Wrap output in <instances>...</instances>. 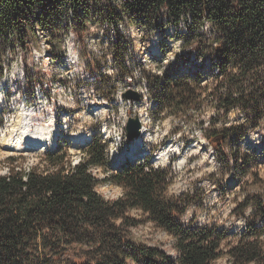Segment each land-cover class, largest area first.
I'll list each match as a JSON object with an SVG mask.
<instances>
[{
  "label": "trees",
  "instance_id": "trees-1",
  "mask_svg": "<svg viewBox=\"0 0 264 264\" xmlns=\"http://www.w3.org/2000/svg\"><path fill=\"white\" fill-rule=\"evenodd\" d=\"M92 15L103 25L129 20L164 36L170 26L178 33L185 25L182 47L195 49L199 59L210 56L212 81L202 86L201 73L191 81L165 78L157 112L177 117L195 107L201 113L209 101L214 113L205 134L226 163L227 141L244 139L243 125L264 132V0H0V54L13 40L26 46L37 26L55 38L69 16L81 34ZM124 38L112 47L115 57L122 58ZM233 109L246 113L244 123L218 130ZM81 151L75 165L61 146L37 154L29 166L19 163L27 154L8 157V171L0 173V264H213L223 256L227 264H264V198L244 204L261 223L228 241L229 232L216 226L180 222L186 209L169 194V169L131 161L101 179L92 169L107 170V143L97 135ZM231 155L238 166V152ZM104 181L120 186L122 196L106 198L98 190ZM146 222L173 238L175 257L134 238L133 229Z\"/></svg>",
  "mask_w": 264,
  "mask_h": 264
},
{
  "label": "rangeland",
  "instance_id": "rangeland-1",
  "mask_svg": "<svg viewBox=\"0 0 264 264\" xmlns=\"http://www.w3.org/2000/svg\"><path fill=\"white\" fill-rule=\"evenodd\" d=\"M98 17L99 16L92 15L87 21L88 29H90L89 32L92 33L89 34L91 37L89 35V37H85L94 44L98 42L97 39H99L100 36L98 24L101 23V20ZM67 22L71 24L70 16L65 19L63 23L64 26ZM123 25L127 29V34L124 35V37L127 38H124L122 41L125 47L123 49L122 58H118L116 55L119 64L124 68L123 71H131L129 66H127V57L124 58L128 51L127 45L132 39V43L134 44L137 40L136 37L142 33L141 42L147 47L153 45L154 42H158L165 48L162 59L163 61L158 67L162 74H160V72L154 74L157 72V68L155 67V64H153L152 59H149L148 57L147 65L149 67L146 66L147 68L145 70L148 73L154 72L148 80L149 86L146 88L147 90L145 89V94L141 96L138 92V95H140L139 99L132 100L125 97L120 98L118 95L108 94V91H100L101 94L103 93V98L105 100L107 99L111 106H108L103 102L102 106L97 109L95 113H92L91 111H85L82 107L85 102L90 100L89 95L80 91L68 95L62 93L58 94L55 98V107H57V111H59L60 114L63 112L60 110H65L69 107L71 108V125L69 127V132L83 130L90 134L93 133V137L95 135H100L101 139L107 143V170L98 166L93 167L92 170L94 175L96 174L95 176L101 179L108 177L110 179V177L116 172V169L111 167V163L116 161L115 157L117 154H114V152L123 153L126 152L125 146H133V142H129L128 138H123L119 144L113 140L115 130H120L119 127L123 121V117H119V113L123 112L124 108H130V106L136 105V107H139V114H143L145 117L147 130L143 136V148L140 150L143 154H141L142 157H139L137 161L142 163L147 159L155 167L170 170L173 182L169 187V194L173 197H181L182 205H184L186 209L179 217L180 222L186 227L216 226L219 229L229 232L230 238L228 241H235L238 236L246 230L249 223L258 225L262 220L261 215L252 209L251 205L244 208V204L252 197L264 198L263 132L259 130H251L248 125H243L244 127H242V131H245L246 137L241 139L239 136H232L227 141L226 157L229 159V163H226V159L223 156H219L212 146L210 147L205 134L206 131L210 129L209 120L214 113V109L208 105L209 101L204 102L201 113L200 110H196L195 107H192L190 113L184 116L179 115L174 117L169 116L164 112L158 114L157 106L159 100L157 96L161 92V85L165 81V78H170L172 80L180 77L191 81L198 76V73H201V83L202 86H205L212 81L211 74L213 72L211 71V67H209L212 63L211 58L209 55L205 56L202 63H198L193 59L191 57L192 50L190 48H181L180 43L182 40L178 37V34L183 32L179 31L176 33L173 26H170L169 29L165 31L166 36H164L162 31H154L150 33L145 29L129 24V20H125ZM83 35L84 32L81 34L77 33V37L82 46H85V40H80V38L83 39ZM43 36H33V39L28 43V45L31 44V47L27 46L25 48H23L21 43L17 42V40H13L7 44L3 52L0 54L1 66L3 64L7 66L14 79L21 77L23 68H26L28 65H36L37 61L38 64L40 63V60L37 59V54H33V50L36 48L34 47V44H36L40 38L42 40L45 39ZM58 36L59 34L56 37ZM50 37H52V35ZM55 45L58 48L60 43L58 42V44H54V46ZM174 60L176 63H173ZM46 67L49 68L50 72L51 68L48 67V64ZM35 70L37 76L41 74L40 76L43 77V69L39 68V65ZM30 71L33 78L27 80L25 83L22 82L19 85V87L25 86L28 88V91L25 92L27 96L24 95V93H22L21 96H19L18 93H15V95H9L7 96L6 104H4L2 108L3 113L0 116V173H6L8 171L9 156H20L21 154L26 153L27 156H20L22 158L19 163H23L24 166H29L35 163L36 155L39 153L33 151L35 150L33 149V146L31 149L21 150L15 148L12 149L5 145L6 138L7 140H12L17 136L10 126L22 121V108H28L29 110L35 108L40 110L41 113H44L33 115L29 120L32 123H35L40 115L44 116L48 113L56 112V110L51 111L49 108H40L39 106L42 105L36 104V97L34 96V93H32L30 86L33 85V82H37L38 79L33 76V70L31 69ZM137 79L138 78L134 76V81L138 84H142L143 80ZM103 84L125 86L124 81L120 76L115 79H104L98 85ZM91 86H93V84ZM208 87H212V85H209ZM25 97L30 99V105L28 106L22 105L21 100ZM130 100L132 101L131 104ZM125 101L126 103H124ZM133 101H136L135 104ZM152 101L154 102L153 105L150 104ZM246 116L245 112L233 109L227 119H220L219 123L216 124V128L218 130H224L236 123L243 124ZM60 123L65 124L61 120ZM43 124L45 125V123L42 122L41 125ZM58 126H60V124H58ZM60 133H63V129H61ZM63 139L67 140L66 138ZM167 146L173 149V152L166 161L155 163L152 160L153 157ZM75 147L74 153H76V155L72 154L74 157L73 162L77 161V159L80 160L82 156L81 146L76 144ZM145 150L149 151V158L143 156ZM234 151L238 152V156L241 159L238 166H235L234 159L231 157V154ZM24 158L26 161H24ZM180 162H182V164H180ZM98 190L108 199H116L123 194V189L120 186L107 181L102 182L98 186ZM132 212L134 216L141 218L140 212L136 210ZM133 234L137 241L157 247L167 252L172 257L176 256V250L173 246V238L163 229L155 227L152 223L146 222L141 224L139 227L133 229ZM213 264H227V258L223 256L214 261Z\"/></svg>",
  "mask_w": 264,
  "mask_h": 264
},
{
  "label": "bare ground",
  "instance_id": "bare-ground-1",
  "mask_svg": "<svg viewBox=\"0 0 264 264\" xmlns=\"http://www.w3.org/2000/svg\"><path fill=\"white\" fill-rule=\"evenodd\" d=\"M98 25H99L98 29L100 30V36H99V39H97L98 42L94 44L92 43V41H89V39L85 37L92 33L88 31L90 29H88L87 27V29L85 30L87 32L84 33L83 35L84 37L82 36L83 39L80 38L81 41L85 40V46H82L77 35L76 36L73 35V33H77V32L73 29L71 24L65 25L64 28L62 27L63 29H61V31H59L58 33L59 36L61 37L55 36V38H53V36L50 37L51 36L50 34L44 32L43 30H40L39 27L37 26V29L35 31V36L38 37L39 35L40 36L45 35L43 36L45 38L44 40L40 38L39 41L36 42V44H34V47H36L34 49V52L38 53L37 59L40 60V63L38 64V61H37L36 65H29V67L27 66L26 68H23L21 77L15 78V79L14 77H12L9 68H4V69L2 68L3 72H1V75H0V110L2 112H3V109H2L3 105L6 104L7 102V96L15 95V93H18L19 96H21L22 93L26 95L25 92L28 91V88H26L25 86L19 87V85L22 82L25 83L27 80H31L33 78L31 75L32 73L30 71L31 69L34 72L33 76L38 79L37 82H33L32 83L33 85L30 86V88L32 89V93H34V96L36 97V104L42 105L39 107L40 108L43 107V109L49 108L51 109V111L56 110L55 113L51 112L44 116L40 115L38 117V120L35 123L34 122L32 123L29 120L34 115V112L41 113L40 110H37L35 108H33V110H31L32 108L29 110L28 108L25 109L23 107L24 109L22 108L21 110L22 115H32V116L27 117V122L20 121L10 126L12 131H15L17 136L14 139L10 138L12 140H7V138L5 139L6 141L5 145H7L9 148H12V149L15 148V149L22 150V149H31L33 146V149H35L33 151L39 152L38 154H43L47 151L55 150L61 146L64 148H68L71 154L76 155V153H74V148H76L75 147L76 144L77 145L79 144L82 150L87 145V143L91 142L93 138V133L90 134L83 130L69 132V127L71 125L70 124L71 108L69 107L65 110H60L63 112L59 114V111H57V107H55V103H56L55 98L57 97L58 94L64 93L68 95V94H72L74 92L80 91L82 93L89 95L90 100L85 102V104H83L82 107L84 108L85 111H91L92 113H95L97 109H99L102 106L103 102H105L106 105L111 106L109 101L103 98L102 96L103 93L101 94L100 91H97L94 93L93 87L98 85L104 79H108V78L115 79V78H119L120 76V78H122V80L124 81L125 86L138 85L136 93L139 92L141 96L145 94V89L149 86V82L148 80H145L144 82V75H142V71L143 69L145 70L147 67H149L147 65L148 63L147 58L149 57V59H152V62L153 64H155L156 68L159 67L160 63L163 61L162 59H163L164 50H165L164 46H161V44L158 42H154L153 45H149L147 47L144 43L141 42L142 40L141 38L142 33H141V35L136 37L137 40L134 42V44L132 43L133 39L132 40L129 39L130 42L128 43V51L126 53V56L124 57V58L127 57L126 58L127 66H129V69L131 71H134L133 78L129 77V75H124L122 72L107 73L106 72L107 69L111 67H113V70H123L124 69L119 64V61L116 60V57L114 56V49L112 47H114V44L118 42V38L120 36L124 37V35L127 34V29L124 27L123 23L121 22L120 24H117V25H111L109 23H105L104 25L100 23ZM173 28H175L176 30V27H173ZM179 31L186 32L185 25H180ZM147 32L151 33L153 31L147 30ZM132 38H135V37H132ZM58 42L60 43V45L57 48L56 45L54 46V44H58ZM87 46H93V47L88 48ZM182 46H183V42L181 44V48H183ZM77 48H81V49L77 50ZM189 48L192 50L191 57L195 59L198 63L199 62L202 63L204 61L203 58L202 59L197 58L196 50L193 49L192 47H189ZM183 49H188V48H183ZM103 52H105V55L97 56L95 64H94V60H90V58L96 57V55H98L99 53H103ZM173 63H176L175 60L173 61ZM47 64H48V67L51 68L50 72H49V68L46 67ZM38 65H39V68L43 69V72H42L43 77L40 76L41 74L38 76L36 75L35 68H37ZM211 65L212 63L210 64V66ZM160 74H162L161 71H160ZM134 76L138 79L143 80L142 84L136 83L134 81ZM70 82L72 84H79V85H74V92L71 88H69ZM92 84L93 86H91ZM21 102L23 106L30 105V99H28L27 97L23 98ZM133 102L135 104L136 101H133ZM124 103H126V101ZM131 103L132 101L130 100V104ZM153 103H154L153 101L150 102L151 105H153ZM139 115H140V121H141L142 127L140 129V136L135 138L133 141V146H139L141 143L143 144V136L147 130L144 115L143 114H139ZM60 120L64 122L65 124L60 123ZM42 122L45 123V125L44 124L41 125ZM58 124H60V126H58ZM124 124H125V117H123V121L120 124V127H119L120 130L119 131L115 130L114 132L113 140L118 144L119 142H121L123 138L127 139V128L123 127ZM60 128L63 129V133H60L61 132ZM63 138H66L67 140H64ZM133 146L131 147L125 146L126 151L131 150ZM127 152H131V151H127ZM172 152H173V149L167 146L160 153L156 154L152 160L155 163L160 162V161L164 162L168 159V157L170 156ZM114 154H117L115 159L116 161L120 163L119 160H120V155L122 153L114 152ZM132 155L133 153H131L129 157H132ZM143 156L145 157L146 155H143ZM140 157H142V155ZM80 160L77 159V161L73 162V164L74 165L78 164ZM114 162L111 163L112 168H114L113 167ZM180 164H182V162H180Z\"/></svg>",
  "mask_w": 264,
  "mask_h": 264
},
{
  "label": "built area",
  "instance_id": "built-area-1",
  "mask_svg": "<svg viewBox=\"0 0 264 264\" xmlns=\"http://www.w3.org/2000/svg\"><path fill=\"white\" fill-rule=\"evenodd\" d=\"M112 24L115 25V23H112ZM85 32H87V31H85ZM73 35L76 36L77 33H73ZM59 37H61V36H59ZM180 44H182V42ZM27 46L31 47V45H28V43L26 44V46H22V47L25 48ZM87 47L88 48H92L93 46H87ZM80 49L81 48H77V50H80ZM115 51H116V48H115ZM30 54H31V51H30ZM33 54H37V58H38V53L34 52V50H33ZM104 55H105V52L99 53L98 55H96V57L90 58V60H94V64H95L97 56H104ZM1 67L2 68H8L4 64ZM28 67H29V65H28ZM106 72L107 73H110V72H122L124 75H129V77L133 78V72L134 71L113 70V67H111V68L107 69ZM159 72H160V70L157 67V72H155L154 74H158ZM142 75H144V82H145V80H149V78L151 77L152 73H148V72H146L143 69ZM74 85H79V84H72L70 82L69 88H71L73 90V92H74ZM137 86L138 85H136V86H122V85H117V84H103V85L94 86L93 88H94V93L97 92V91H108V94L119 95L120 98H121V97H125V94L128 91L137 92ZM25 106H28V105H25ZM29 107H34V106H29ZM36 114H44V113L34 112V115H36ZM28 116H32V115H22V118H23L22 121L27 122V117ZM119 117H125V124L123 125V127L127 128V124H128V121H129L130 117H138L140 119L138 107H136V105H135V106H131L130 108H124V111L119 113Z\"/></svg>",
  "mask_w": 264,
  "mask_h": 264
},
{
  "label": "water",
  "instance_id": "water-1",
  "mask_svg": "<svg viewBox=\"0 0 264 264\" xmlns=\"http://www.w3.org/2000/svg\"><path fill=\"white\" fill-rule=\"evenodd\" d=\"M125 98L127 99H139L138 93L134 91H128L125 94ZM142 127V124L140 122V119L138 117H131L129 119L128 125H127V136L130 141H132L134 138L140 136V129Z\"/></svg>",
  "mask_w": 264,
  "mask_h": 264
}]
</instances>
